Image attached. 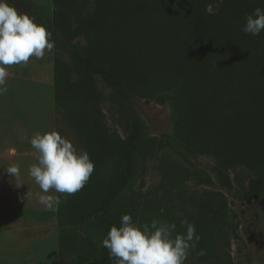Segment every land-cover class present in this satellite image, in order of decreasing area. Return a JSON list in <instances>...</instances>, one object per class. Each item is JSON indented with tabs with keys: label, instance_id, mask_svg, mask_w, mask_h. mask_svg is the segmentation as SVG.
<instances>
[{
	"label": "trees",
	"instance_id": "trees-1",
	"mask_svg": "<svg viewBox=\"0 0 264 264\" xmlns=\"http://www.w3.org/2000/svg\"><path fill=\"white\" fill-rule=\"evenodd\" d=\"M207 1L54 0L52 16L44 18L28 0H20L36 22L54 33L55 109L72 132L73 143L95 164L82 190L72 195L57 192L61 258L75 253L79 263L114 264L102 247L103 239L113 225L119 226L122 215L137 219V209L122 204L141 168L143 126L131 110L133 100L125 85L148 93L170 83L184 84L176 122L182 143L226 170L264 165V32L252 36L242 31L246 16L264 8V0H231L210 11ZM86 7L97 12L95 41L105 63L70 45L82 33L73 14ZM128 12L150 23L156 16L171 18L175 31H170L169 39L153 26L142 33L128 23ZM131 37L140 48H148L150 55L143 60L150 62L155 38L162 41L173 58L168 80L149 76V71L137 73L142 60L130 56L135 48L128 45ZM102 90L109 91L119 113L131 119L124 138L106 126ZM261 194L264 174L249 182L244 201L250 204ZM194 225L199 227L200 222ZM77 231L82 236L72 238L69 233ZM200 241L208 251L203 235Z\"/></svg>",
	"mask_w": 264,
	"mask_h": 264
},
{
	"label": "rangeland",
	"instance_id": "rangeland-1",
	"mask_svg": "<svg viewBox=\"0 0 264 264\" xmlns=\"http://www.w3.org/2000/svg\"><path fill=\"white\" fill-rule=\"evenodd\" d=\"M28 1L42 17L52 16L54 0ZM227 1L231 0H208L206 4L210 11ZM9 2L18 11L29 14L20 0ZM128 13V23L142 33L153 26L169 39L170 31H175L171 18L156 16L150 23L133 12ZM96 15L91 7L79 8L73 14L79 19L76 24L82 33L70 45L105 63L95 41ZM132 38L128 45L135 48L131 47L130 56L142 60L136 67L137 73L149 71V76L168 80L166 71L172 68L173 58L168 56L162 41L155 38V57L150 62L143 60L145 55H150L148 48H140ZM56 54L55 46L42 60L30 58L26 65L7 69L8 92L0 96V264H87L79 263L75 253L60 257L57 192H42L28 173L29 167L38 162V153L30 143L36 133L58 131L73 141L72 132L54 105ZM106 66L111 67L112 62ZM125 86L133 100L131 110L143 126L141 168L122 204L137 209L135 222L143 225L155 218L175 223L177 232L183 233L182 220L192 224L198 220L196 233L203 235L210 247L203 250L199 240L185 264H264V194L250 204L244 201L245 189L252 179L264 174V165L226 170L212 157L182 143L176 122L182 108L184 84L170 83L148 93ZM102 91L100 108L106 126L124 138L131 119L119 113L109 91ZM15 150L23 153L13 155ZM12 165L20 167L17 178L6 171ZM41 197H47L52 207L42 204ZM178 212L182 215H177ZM69 234L72 238L82 236L81 231Z\"/></svg>",
	"mask_w": 264,
	"mask_h": 264
},
{
	"label": "clouds",
	"instance_id": "clouds-1",
	"mask_svg": "<svg viewBox=\"0 0 264 264\" xmlns=\"http://www.w3.org/2000/svg\"><path fill=\"white\" fill-rule=\"evenodd\" d=\"M242 31L252 36L264 32V8L257 7L246 16ZM53 36V31L36 22L35 16L18 11L9 0H0V96L8 92V67L26 65L30 58L42 60L54 50ZM30 143L38 153V162L29 167L28 173L42 192L72 195L90 180L95 169L90 154L60 132L36 133ZM6 171L17 178L20 167L12 165ZM41 203L52 207L47 197H41ZM181 224L185 227L183 233L177 232L175 223L153 218L139 225L131 214H124L119 226L110 228L102 247L108 250L114 264H185L200 236L188 220ZM200 254H204L202 250Z\"/></svg>",
	"mask_w": 264,
	"mask_h": 264
},
{
	"label": "crops",
	"instance_id": "crops-1",
	"mask_svg": "<svg viewBox=\"0 0 264 264\" xmlns=\"http://www.w3.org/2000/svg\"><path fill=\"white\" fill-rule=\"evenodd\" d=\"M13 152H15L13 155H18V153H23V152H18L17 150H15Z\"/></svg>",
	"mask_w": 264,
	"mask_h": 264
}]
</instances>
